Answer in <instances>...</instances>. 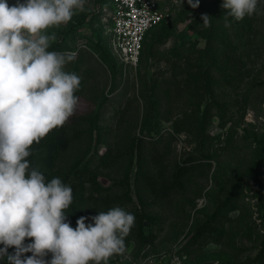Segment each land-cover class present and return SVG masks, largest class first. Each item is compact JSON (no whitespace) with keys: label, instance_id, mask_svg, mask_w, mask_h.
I'll return each mask as SVG.
<instances>
[{"label":"rangeland","instance_id":"1","mask_svg":"<svg viewBox=\"0 0 264 264\" xmlns=\"http://www.w3.org/2000/svg\"><path fill=\"white\" fill-rule=\"evenodd\" d=\"M159 1L166 18L149 32L138 66L113 51L110 0H89L68 24L48 30L57 35L50 50L76 57L89 48L105 72L87 68L76 113L29 158L48 180L69 185L91 161L72 187L73 227L114 206L135 214L126 252L110 264H255L264 249V14L232 23L217 61L223 85L208 92L207 37L212 17L226 12L222 0H200L196 9ZM115 84L121 88L112 92Z\"/></svg>","mask_w":264,"mask_h":264},{"label":"clouds","instance_id":"2","mask_svg":"<svg viewBox=\"0 0 264 264\" xmlns=\"http://www.w3.org/2000/svg\"><path fill=\"white\" fill-rule=\"evenodd\" d=\"M88 3L0 0V264H110L126 252L135 227V214L121 206L80 216L73 227L71 185L59 176L48 180L28 159L34 144L77 111L81 78L67 70L75 57L50 50L57 35L48 30L68 24ZM174 3L184 8L185 0ZM187 4L196 9L200 0ZM221 8L230 28L264 14V0H222ZM202 19L210 26L209 15Z\"/></svg>","mask_w":264,"mask_h":264},{"label":"trees","instance_id":"3","mask_svg":"<svg viewBox=\"0 0 264 264\" xmlns=\"http://www.w3.org/2000/svg\"><path fill=\"white\" fill-rule=\"evenodd\" d=\"M211 23H212V31L211 34L207 37V46H206V58H207V63H208V69L206 71V87H207V91H214L217 90L219 88H221V86L223 85V81L225 78V75L223 73V71L221 70V68L219 66H217V61L219 59H221V50H220V45L223 44H227L228 39L230 38L231 35V31L230 28H232L233 25H231L230 28H225L224 26V18L223 16H214L211 19ZM149 34V33H148ZM148 36V35H147ZM146 41H147V37L146 40L144 42V48H143V52L145 49V45H146ZM143 55V53H142ZM142 58V57H141ZM68 66H72L73 69L72 71L76 72L79 77L81 78V84L85 81L86 77L85 75L88 73L89 70H87V68H91L95 71H98L99 69H101L102 71L105 72L103 65L99 62V60L93 55L92 51L89 48H80L78 51L77 56L75 57L74 61L72 63H70ZM113 73H115V70L113 69ZM121 86L119 84H115L112 87V92L120 89ZM213 100H211L210 103H208L204 109L203 112V116H204V122L205 125L208 124L209 119L211 117V115L213 114L212 111L214 109V102H216V98L214 97V95L211 96ZM149 109L146 113V122H150L154 116V105L151 104L149 105ZM101 120V115L99 114V112L97 111V113L94 114V118H93V131L96 134V137H103L101 135L102 131L100 129V124L99 121ZM62 152L61 150H59L58 152H56V155H58V153ZM106 153L103 154H98L96 153L95 155L98 158H101L103 160L104 155ZM55 155V156H56ZM31 161V165L35 167V163L34 160H32L31 158H28ZM105 161V160H104ZM91 161L89 160L88 162L85 163V165L82 167L83 174H79V171H77V169H75L74 174L71 178V187H76V189H78L80 187L81 181H80V177L82 175H85L86 170H92L91 169V165H90ZM97 167H99L97 165ZM107 169L108 168H104ZM104 169L99 168V170L103 171V174L106 175V172L104 171ZM13 249H9V251H12ZM264 254V249L263 252ZM263 254H259V256L256 258L255 260V264H263V259H262V255ZM27 255H31V253H28Z\"/></svg>","mask_w":264,"mask_h":264},{"label":"built area","instance_id":"4","mask_svg":"<svg viewBox=\"0 0 264 264\" xmlns=\"http://www.w3.org/2000/svg\"><path fill=\"white\" fill-rule=\"evenodd\" d=\"M111 45L127 65L138 66L148 33L166 18L159 0H110Z\"/></svg>","mask_w":264,"mask_h":264}]
</instances>
